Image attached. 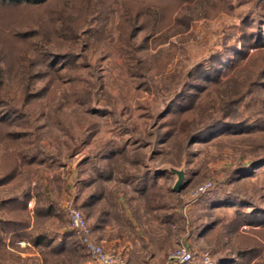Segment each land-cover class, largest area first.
<instances>
[{
    "label": "rangeland",
    "instance_id": "obj_1",
    "mask_svg": "<svg viewBox=\"0 0 264 264\" xmlns=\"http://www.w3.org/2000/svg\"><path fill=\"white\" fill-rule=\"evenodd\" d=\"M263 52L264 0H0V264H98L66 203L104 167L178 208L155 264H264Z\"/></svg>",
    "mask_w": 264,
    "mask_h": 264
},
{
    "label": "crops",
    "instance_id": "obj_2",
    "mask_svg": "<svg viewBox=\"0 0 264 264\" xmlns=\"http://www.w3.org/2000/svg\"><path fill=\"white\" fill-rule=\"evenodd\" d=\"M83 171L75 174L74 202L87 218L92 237L123 255L128 264L161 261L170 247V227L176 226L171 210L178 208L156 204L154 197H148L152 189L148 188L146 171L132 173L123 169L115 173L104 167L89 178ZM170 186L169 194L177 196L179 192L172 191ZM159 211L164 212L162 216L157 215Z\"/></svg>",
    "mask_w": 264,
    "mask_h": 264
},
{
    "label": "built area",
    "instance_id": "obj_3",
    "mask_svg": "<svg viewBox=\"0 0 264 264\" xmlns=\"http://www.w3.org/2000/svg\"><path fill=\"white\" fill-rule=\"evenodd\" d=\"M209 187V182L196 187L192 194L193 198ZM66 208L69 228L74 231L80 245L93 261L98 264H127L123 255L107 249L92 237L90 224L80 208L72 205L70 201L66 203ZM194 258L192 250L180 245L167 254L164 264H186L193 262ZM198 259L202 264H213L208 252H202Z\"/></svg>",
    "mask_w": 264,
    "mask_h": 264
},
{
    "label": "water",
    "instance_id": "obj_4",
    "mask_svg": "<svg viewBox=\"0 0 264 264\" xmlns=\"http://www.w3.org/2000/svg\"><path fill=\"white\" fill-rule=\"evenodd\" d=\"M165 171L172 174L173 177L170 187L171 190L174 192H180V190L183 189L187 183L185 169L183 167H176L172 165L166 166L164 168H152V172L156 175H159Z\"/></svg>",
    "mask_w": 264,
    "mask_h": 264
},
{
    "label": "trees",
    "instance_id": "obj_5",
    "mask_svg": "<svg viewBox=\"0 0 264 264\" xmlns=\"http://www.w3.org/2000/svg\"><path fill=\"white\" fill-rule=\"evenodd\" d=\"M19 1H26V2H30V3H32V2H41V1H43V0H19ZM255 45L257 44V43H254ZM261 53V52H260ZM263 54H264V52H263ZM264 68V67H263ZM262 68V69H263ZM262 72H264V71H262ZM258 73H260V71L258 72ZM249 87V86H248ZM248 87L245 85L244 87H243V90L239 87L236 91L240 94V96L241 97H243L244 95H246V93L247 92H249L248 91ZM240 90H242L241 92H240ZM206 126V125H205ZM208 126V125H207ZM187 130V129H186ZM189 133V132H188ZM192 135V133H189V138H190V136ZM22 153L20 152V150H17L16 151V153L14 154L15 155V158L17 159V157L19 156V155H21ZM16 166H17V164L15 163L11 168H10V170H9V172H7V173H4V175H3V177H6V176H9V177H11V178H15V176H16V173H12V170H14L15 168H16ZM11 174V175H10ZM8 178V177H7ZM5 180V179H4ZM3 180V181H4ZM3 181H0V184H3ZM37 240V239H36ZM35 240V242L34 243H37V241Z\"/></svg>",
    "mask_w": 264,
    "mask_h": 264
}]
</instances>
